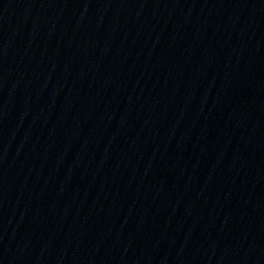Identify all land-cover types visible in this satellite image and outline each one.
<instances>
[{"label": "water", "instance_id": "water-1", "mask_svg": "<svg viewBox=\"0 0 264 264\" xmlns=\"http://www.w3.org/2000/svg\"><path fill=\"white\" fill-rule=\"evenodd\" d=\"M0 264H264V0H0Z\"/></svg>", "mask_w": 264, "mask_h": 264}]
</instances>
